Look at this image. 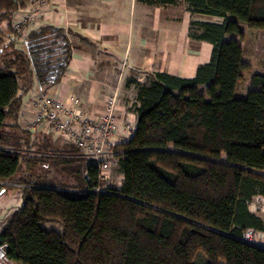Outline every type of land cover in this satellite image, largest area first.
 I'll return each instance as SVG.
<instances>
[{
  "label": "trees",
  "instance_id": "trees-1",
  "mask_svg": "<svg viewBox=\"0 0 264 264\" xmlns=\"http://www.w3.org/2000/svg\"><path fill=\"white\" fill-rule=\"evenodd\" d=\"M184 1L192 16L221 19L189 25L191 40L212 45L210 59L191 78L132 69L145 82L132 81L137 128L116 145L122 180L112 185L69 139L20 127L27 95L64 79L75 32L43 20L21 39L12 19L25 1L0 0V182L22 196L0 234L8 261L264 264V248L240 240L247 229L264 233L250 208L264 197V74L235 95L251 70L240 23L264 30V0Z\"/></svg>",
  "mask_w": 264,
  "mask_h": 264
},
{
  "label": "crops",
  "instance_id": "crops-1",
  "mask_svg": "<svg viewBox=\"0 0 264 264\" xmlns=\"http://www.w3.org/2000/svg\"><path fill=\"white\" fill-rule=\"evenodd\" d=\"M28 1L30 0H25L27 3ZM54 1L57 2L55 4H58V6L54 8L55 10L51 17H45L42 21H50L58 25L57 16L61 15L66 23V25L62 27L73 30L75 35L71 38L73 55L67 73L61 83L52 88L60 89L64 95L73 92L80 99L82 107L87 112H100L102 110L101 104L104 99L112 95V93L120 87L119 104L116 113L119 123L124 125L131 121L133 125L137 126V116L130 109L136 101V90L133 87L132 81L143 83L145 82V77L136 74L132 69L167 72L180 77L191 78L194 76L197 66L206 63L201 62L199 59L202 53L201 45H199L200 41L191 40L189 38L188 28L185 35V45H183V50H181H186L185 53L179 56V54L175 52L176 45L161 48V45L164 44L161 43L160 40H153V45H156L157 49L158 46H160L159 48H161V50L163 49V51L160 52V50L159 55L153 53L155 57H151V59L145 62L142 68L131 65V68L127 70L130 75L125 74V72L122 76V72L115 68L111 58L109 59L107 56H104V54H100V50L96 47L98 43L104 45L106 48L119 45L117 41L110 38V35L116 32L114 25H111V16H115L107 8H102L100 3L102 0L100 2L99 0ZM107 20L109 23L106 22ZM240 26L244 32L243 45L246 44L248 36H251V38L254 37L251 42V47H255L254 51L258 55H264V51L260 50V44L261 41L264 43V38H256L253 33H251L252 30L247 28L245 24L240 23ZM145 41L148 42V40L142 39L143 44L146 43ZM146 45H148V43H146ZM246 63L251 65L250 62ZM124 77L126 78L124 79ZM127 77L129 78L127 79ZM35 94H37V92L31 96ZM29 97L30 96L26 97V101L29 100ZM63 137L68 139L65 136ZM111 180L112 177L106 183L109 184ZM121 180L122 176L119 174L118 181Z\"/></svg>",
  "mask_w": 264,
  "mask_h": 264
},
{
  "label": "rangeland",
  "instance_id": "rangeland-1",
  "mask_svg": "<svg viewBox=\"0 0 264 264\" xmlns=\"http://www.w3.org/2000/svg\"><path fill=\"white\" fill-rule=\"evenodd\" d=\"M153 1L154 3L152 4L147 2V0H102L100 2L102 8H107L115 16H111V25H114L116 32L112 33L110 38L117 41L119 45L106 48L104 45L98 43L96 47L100 50V54H104L109 59L111 58L115 68L122 72V76L125 72V74L130 75L127 70L131 68V65L141 68L144 67L145 62L151 59V57L154 58L155 55H159L161 48L176 45L175 52L179 56L185 53L186 50H181H183V45H185V35L192 19L221 22V19L218 17L204 18L198 15L192 16L187 10L188 6L184 0H177L175 5L163 4L160 3V0ZM106 22L109 23L108 20ZM251 33L256 38H264L263 29L252 30ZM232 36L234 35L228 34L226 38L229 39ZM142 39L148 40V42L145 41L148 45L146 43L143 44ZM253 39L254 37L251 38V36H248L246 44L243 45V60L251 63V70L244 71L243 78L237 83L235 88V95L237 96L245 95L252 88L249 83V78L252 73L264 74V55H258L254 51L255 47H251ZM153 40H160L164 45H161V48L158 46V50L156 45H153ZM262 43L263 41H261L260 50L264 51V43ZM199 45H201L202 52L199 59L201 62H207L211 54L212 45L204 41H200ZM162 51L163 49L160 52ZM153 53L156 54L153 55ZM34 93H36L35 89L28 95ZM52 139L58 144V136H54ZM109 173L110 178L112 177L110 183L112 185H119L121 181H118L119 172L115 165L111 167ZM21 204L22 196L19 186L8 184L0 187V234L5 228L9 217L18 210ZM260 215L264 219L263 211ZM41 226L46 229L61 231V225L57 222L44 221L41 222ZM0 264L15 263L0 260Z\"/></svg>",
  "mask_w": 264,
  "mask_h": 264
},
{
  "label": "built area",
  "instance_id": "built-area-1",
  "mask_svg": "<svg viewBox=\"0 0 264 264\" xmlns=\"http://www.w3.org/2000/svg\"><path fill=\"white\" fill-rule=\"evenodd\" d=\"M25 3L12 19V28L21 39L43 18L51 17L58 6L54 0H30ZM57 17L59 26L66 25L63 16ZM118 104L119 92L116 89L104 99L100 112H87L73 92L64 95L60 89L51 88L38 92L24 103L19 123L25 130L67 137L80 149L81 155L97 167L99 180L105 182L110 179L109 171L120 154L116 145L130 139L137 128L131 121L124 125L119 123L116 114ZM6 184L0 182V186ZM92 192L107 193L108 190L93 188ZM250 208L254 212H264V197H254ZM240 240L264 248V233L247 229Z\"/></svg>",
  "mask_w": 264,
  "mask_h": 264
},
{
  "label": "flooded vegetation",
  "instance_id": "flooded-vegetation-1",
  "mask_svg": "<svg viewBox=\"0 0 264 264\" xmlns=\"http://www.w3.org/2000/svg\"><path fill=\"white\" fill-rule=\"evenodd\" d=\"M0 260L8 261L7 257L5 256V251H1V249H0Z\"/></svg>",
  "mask_w": 264,
  "mask_h": 264
}]
</instances>
